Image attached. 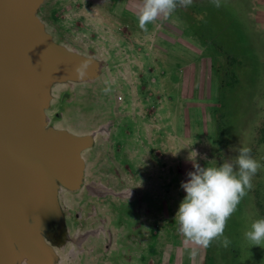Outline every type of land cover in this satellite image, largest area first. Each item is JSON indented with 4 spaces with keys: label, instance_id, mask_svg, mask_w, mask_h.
<instances>
[{
    "label": "rangeland",
    "instance_id": "374dc122",
    "mask_svg": "<svg viewBox=\"0 0 264 264\" xmlns=\"http://www.w3.org/2000/svg\"><path fill=\"white\" fill-rule=\"evenodd\" d=\"M143 5L54 0L44 9L68 39L109 62L69 111L81 127L114 122L89 157L97 190L68 197L87 227H104L86 264H264V241L244 235L264 217V167L227 221V247L186 239L175 220L190 154L214 166L234 163L244 146L264 165V0H192L146 30Z\"/></svg>",
    "mask_w": 264,
    "mask_h": 264
},
{
    "label": "water",
    "instance_id": "95a60500",
    "mask_svg": "<svg viewBox=\"0 0 264 264\" xmlns=\"http://www.w3.org/2000/svg\"><path fill=\"white\" fill-rule=\"evenodd\" d=\"M54 0H0V264H86L92 239L68 197L95 192L88 162L114 122L81 127L69 111L107 72L44 9Z\"/></svg>",
    "mask_w": 264,
    "mask_h": 264
},
{
    "label": "clouds",
    "instance_id": "9594fccd",
    "mask_svg": "<svg viewBox=\"0 0 264 264\" xmlns=\"http://www.w3.org/2000/svg\"><path fill=\"white\" fill-rule=\"evenodd\" d=\"M191 2L144 0L138 17L139 27L146 30V26L161 14L170 16L180 5L187 6ZM251 151L249 147L240 146L234 163L225 160L214 166H201L195 163L197 155L193 158L190 154L194 170L187 172L188 178L181 181L186 195L175 214L179 231L186 239L204 247L214 240L220 241L224 247L230 244L229 237L224 235L227 221L253 187V176L264 167L251 155ZM244 235L257 245L264 241V217L254 220Z\"/></svg>",
    "mask_w": 264,
    "mask_h": 264
},
{
    "label": "crops",
    "instance_id": "0c3cea01",
    "mask_svg": "<svg viewBox=\"0 0 264 264\" xmlns=\"http://www.w3.org/2000/svg\"><path fill=\"white\" fill-rule=\"evenodd\" d=\"M190 45H188V47L187 46H185V49H189V52L188 53H192V48H193V46H192V44H191V42H189V41H187ZM190 55V57H191V60L190 61H192L193 63H197V62H200V61H202L201 59H195V57H193L192 56V54H189ZM201 67H202V64H201ZM201 67H199V70H201V73H202V76H203V70H202V68ZM209 77V78H208ZM211 78V75H210V72H209V74H208V76H207V79H210ZM186 89L188 88V87H185Z\"/></svg>",
    "mask_w": 264,
    "mask_h": 264
}]
</instances>
